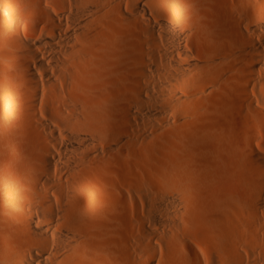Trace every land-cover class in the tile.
<instances>
[{"label": "bare ground", "instance_id": "1", "mask_svg": "<svg viewBox=\"0 0 264 264\" xmlns=\"http://www.w3.org/2000/svg\"><path fill=\"white\" fill-rule=\"evenodd\" d=\"M186 2L0 0V133L6 127L17 140L9 148L14 169L0 176V264H162L159 248L163 264H231L228 251L242 260L244 247L264 264V140L253 145L250 129H264V93L253 97L246 88L231 113H211L207 144L214 143L203 150L196 146L203 132L194 127L201 108L185 118L189 110L181 107L178 210L168 234L144 219L135 229L126 203L127 192H141L144 182L138 175L132 184L123 158L143 149L140 141L130 148L128 138L135 126L149 125L146 107L182 105L179 86L207 81L218 43L225 46L231 32L245 35L239 19L202 21L201 7L188 10ZM200 28L216 44L190 46L186 40ZM252 30L244 47L249 76L264 79V35ZM147 64L158 68L162 87H148ZM212 82L207 91L214 94ZM226 131H235L232 147L221 143ZM239 161L249 172L241 171L247 190L239 170L228 172ZM211 167L220 168L219 181L207 175ZM109 211L115 215L105 216Z\"/></svg>", "mask_w": 264, "mask_h": 264}, {"label": "rangeland", "instance_id": "2", "mask_svg": "<svg viewBox=\"0 0 264 264\" xmlns=\"http://www.w3.org/2000/svg\"><path fill=\"white\" fill-rule=\"evenodd\" d=\"M187 2L185 5L188 10L189 8H191L192 4H197L201 7L202 15H196L202 21H208L209 17H212L213 19L217 18V20L224 19V21L226 20L228 23H231L232 19H239L245 35L237 36L232 32L229 33L225 46H222L218 43V47L221 50V54L219 55L220 59H216V61L214 62L216 63L214 64L215 67L211 68V70H208L209 73L207 72V74L209 75V78L207 77V81H203L194 85L181 84L178 88V91L182 93L181 95L183 97L184 103L180 106L177 105L167 108H161L149 104L145 110L149 125L145 130H141L140 132H136L137 127L135 126V132L133 133V135L130 134L131 137L128 138V140L130 141V148H133L132 146H136L135 144L138 145L139 141L140 145L143 146V149H138L137 147L139 145L136 146V148L134 147L135 150L130 149V151H128V153L123 158L124 162L129 164L130 173L133 174L132 184H135L136 186L138 185V181H135L138 175L139 178L144 181L141 192H137L136 189H132L130 192H127L126 203L129 207L130 216L133 223L135 224V229H137L136 220L140 221L144 219L148 228L156 231L159 234H168L170 232V229H172L171 227L174 226L176 222L175 216H177L178 209L176 203L177 194L174 177L176 175L175 172L177 168L176 162L178 161L177 115L178 113L182 114L181 107H185L186 110H189V113H186L185 118L189 117L190 113H192L190 108H201V115L199 116L201 120H197L194 127L197 128L200 132H203V137H200V140L198 141L199 143L196 142V146L199 149L202 148L203 150L205 149L203 148V146L206 147L208 140H210V136L206 133V125L211 113L215 111H222L223 113L227 114L231 113L237 102L244 101L243 97L241 96V92L246 88L251 90L250 93L253 95V97L254 93H264V79L259 78L258 80H256L250 78L248 69L250 64L247 59V55L244 52V47L246 45L245 40L248 36L253 35V28L258 29L260 33L259 37L261 36V34L264 35V0H187ZM213 2L215 3L212 4ZM257 21H260V23L258 24ZM195 31L191 32L193 35H191V37L186 40V42L190 46L197 48V43H208L209 45L211 43V45L216 44V42L211 38V32L209 29L200 28L196 32ZM260 41L264 46V37H261ZM6 47L7 42L2 44V50L5 51ZM259 71L264 73V62L259 67ZM146 72L148 87L153 86V81H155L157 85L162 87V76L160 75L159 70L156 66H154L153 64H147ZM212 81L215 83L213 85L214 89L217 91V93L214 94L207 91V88L209 86L207 82ZM202 88H206V92L201 93V96H203L200 97L198 90ZM161 100L163 99L158 98V101ZM156 115L158 118L163 119L165 117V119L158 122ZM152 123L154 124L153 126L151 125ZM1 125L2 128L5 127L3 123H1ZM141 127H143V125H141ZM250 129L255 132V141H253L252 143L253 145L258 146L264 140V129L260 126L252 128L250 127ZM3 130V133H0V170L2 171H0L2 173V175H0L1 178L4 177V170L9 171L7 168L14 167L12 166L14 165L12 164V161L14 160L15 154H13L12 150L9 148L15 145L17 141L10 133L6 131V127ZM232 130L231 132H233ZM144 131H146V133H144L145 135L141 133ZM138 132L139 134L141 133L140 135H142V137L145 136V139L142 137H140L142 138L140 139V135H138ZM231 132L228 133L226 131V133L224 134L225 136L221 137L222 139L226 138L225 140L227 141L223 142L222 140L221 143L223 145L226 144L232 147L231 145H233V142L236 141L235 137L232 136L234 135L235 131L233 134ZM230 137H233L230 140H233V142L229 143L228 140L230 139ZM142 140L144 142H142ZM209 143L211 144L212 142L209 141ZM209 143L207 144V146H210ZM139 150H143L144 152ZM138 162H140V164ZM226 167H229V165H227ZM9 169H11L12 171V169L14 168ZM215 169L211 167L209 170L208 168L209 172L211 173L207 172V175L209 176L210 174V177H214H212V179L210 178L211 180L214 181V179H216L215 181H219L222 177L218 179L220 175L216 173ZM217 169L220 170V168ZM238 170L239 173H241V175L238 173L240 176V187L242 190H247L245 186L246 182L242 176L243 173L241 171H243L245 174H248L249 172L244 164H242L240 161L235 162L233 168H229L228 172L230 174H233ZM202 198L204 199L205 197ZM200 203L201 201L199 202V204ZM199 204L197 208L194 207L197 211L201 209L199 208ZM113 205L116 206V204L114 203ZM117 209H119L120 214V208L117 207ZM196 210L193 209V211L195 212ZM109 212H107L108 215L106 214L105 216L115 215L114 212ZM152 242L158 248L160 247V241L158 237H152ZM163 251L164 250L159 248V254L163 256V259L160 262L162 264L164 263V260H166L165 251ZM240 252L243 253L242 260L235 259L233 257V251H228V259L231 264H256V251L254 249L244 247L240 249ZM190 260L192 261V259ZM204 264H209V262L206 260Z\"/></svg>", "mask_w": 264, "mask_h": 264}]
</instances>
